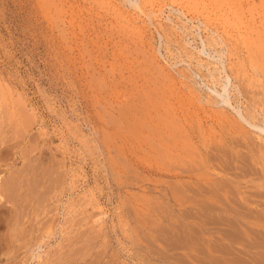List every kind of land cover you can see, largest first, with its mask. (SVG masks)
<instances>
[{"label": "rangeland", "instance_id": "obj_1", "mask_svg": "<svg viewBox=\"0 0 264 264\" xmlns=\"http://www.w3.org/2000/svg\"><path fill=\"white\" fill-rule=\"evenodd\" d=\"M192 1L0 0V140L6 141L3 145L7 146L0 152V176L6 177L9 170L19 167L22 163L20 156L27 153H30V156H37L38 160L46 157L48 162L51 159V162H55L54 166L60 163L62 165H60V173L57 167H54L58 174L68 172L65 175L67 184L63 187L58 200H51L53 202L45 218L49 228L47 235H49L43 236L44 242L34 244L40 238L37 236H41L42 226L40 231H34L29 238L27 236L29 241L23 238V241L14 243L10 253L14 258L7 260L9 264H48L47 260L49 264H54L50 259L53 261L55 259L53 253L60 251L66 244L63 236L69 233L68 221L73 217L77 218L75 222L81 221H79L81 227L72 231L82 233L85 230V235L82 234L84 238H80V244L78 243L76 247H80L82 251V248L90 246L87 249L92 251L91 258L99 257L100 264L105 262L107 264H196L200 260L205 262L200 264H211L212 261L210 262L205 250H201L202 253L203 251L206 253L201 258V251L200 255H194L191 247L192 238H190L194 234L189 232L193 230V227L190 228L193 225L189 224L188 220L182 221L177 217V208L174 206L176 188L174 185L177 184L174 182L176 181L174 156L172 160L164 159L162 156L150 157L147 150L140 149L137 155L141 159L144 157L145 165L137 168L131 163L132 158H128L131 152L126 153L127 151L124 150L122 152L125 154L118 155L113 148L115 144L113 140L109 138L110 141H105L102 136L110 133L112 129L111 125H108L110 120L112 126L118 123L122 103L127 101L132 103L130 100L132 95L135 96L142 89L149 90V85H146L145 81H148L150 76H158L155 72H158L160 67L161 72L160 70L159 72L165 76L170 74L173 77L178 76L176 71L181 69L190 71L192 76L190 80L185 79L186 87L189 85L187 89L180 84L175 86L170 84L173 90L170 89L172 87H168L171 93L167 95L169 101L168 99V103L161 101L163 107L161 105L157 107L156 115L158 112L163 113L165 107L170 111L174 110V100L181 101L183 98L184 102L181 103L184 104L191 99L192 103L199 93L202 98L207 93L209 95L205 78L199 77L195 67L189 66L185 53H192L194 57H200L203 62L216 64L220 61L221 64H218L227 72L229 68L227 45L229 47V43L238 42L236 41L239 37L238 33L244 34L246 28H252L254 25L256 28L258 24L260 26L258 18L260 12L263 13L264 6L263 8L260 6L259 0H236L235 5L229 0L231 6H222L217 1H215L217 5H214V1L213 3L206 0ZM200 4L206 7L203 9ZM138 6L142 11L137 9ZM180 9L181 11L183 9V12L186 10V16L177 11ZM234 9L236 11L238 9L239 18L235 19V22H230ZM254 13L256 16H253ZM191 17L201 19L212 17L210 26L219 28L220 31L224 30L223 35L226 32L225 38L230 42L222 45L223 48L221 45L217 46V49H220V60L216 59L217 53L212 47L207 49L208 47L204 46L206 34L201 22L190 20ZM226 18L230 23L224 25L222 21L224 22ZM165 26L171 28L173 34L170 36H173V40L174 38L177 40V43L172 42L168 47L161 31ZM182 37L185 49H180L181 47L178 49ZM224 48L225 50H222ZM201 69L207 74L205 68ZM234 81L236 80L230 79L228 90L230 88L231 96L237 95V108L239 112L244 113L245 97L238 95L239 91L236 90L243 89V85L241 81H236L237 83ZM193 87L196 88L193 90ZM2 89L7 92L6 95L2 93ZM176 93L179 96H176ZM193 94L195 97L192 96ZM9 99L10 101H7ZM195 100L193 104L185 103L186 105L181 107L182 110L188 111L187 116L190 118L200 116L199 119L207 120L209 123L206 121L207 125H205L209 127L218 107L203 108ZM11 103L14 107H11ZM206 110L209 112H205ZM191 111L194 114H191ZM195 112L198 115H195ZM232 112L228 109L227 114L231 116L234 114ZM12 113L16 114L18 119L20 117L23 126L17 128V118H14L15 116L12 118ZM153 113L155 112L152 110V115ZM202 115L204 119L201 118ZM167 117L170 119L169 122L174 119L173 115L168 114ZM107 122L108 126L105 125ZM121 125L124 128V125ZM248 130L252 138L255 137V133L251 129ZM12 143L13 147L8 148ZM55 145L57 148L54 147ZM172 149L170 153L174 155V147ZM9 163H14L13 167L10 168ZM50 163L45 162V165ZM113 164L118 166V169ZM229 166L232 167V164L230 163ZM257 167L258 165H255V168ZM246 168L248 166L237 171L242 173ZM248 170L249 168L242 174L245 175ZM255 177L257 176H245L242 182ZM247 185L249 187L251 184ZM254 200L261 205H258L259 207H264V196H257ZM87 249L86 252L91 253ZM81 253L88 254L85 251ZM7 261L2 264H7ZM87 262L89 263L85 261V264Z\"/></svg>", "mask_w": 264, "mask_h": 264}, {"label": "bare ground", "instance_id": "obj_2", "mask_svg": "<svg viewBox=\"0 0 264 264\" xmlns=\"http://www.w3.org/2000/svg\"><path fill=\"white\" fill-rule=\"evenodd\" d=\"M206 1H217L222 6H231L230 1H232L234 5L236 3V0ZM259 1H261L260 6L263 8L264 0ZM210 2L208 3L211 4ZM215 4L216 2L214 3V5ZM193 5L195 6L194 3ZM200 5H202L203 7V4ZM138 7L137 9L141 10L140 6ZM190 7L192 8L193 6L190 5ZM212 8L215 7L212 6ZM237 8L239 9V7ZM46 9L44 10L46 11ZM238 9L237 11L236 9H234L233 14L230 18L232 21L229 20L230 22H235L239 18ZM177 11H180V13L186 16V10L184 12L183 9L182 11L181 9ZM253 12L256 13V11ZM262 12V14L260 12L258 18V20L260 19V22H258L260 23V26L258 24L259 27L256 26L255 28V25L252 23L254 25L252 28L245 27L246 32L244 34L240 35V33H238L239 37L237 38H240V40L236 39V41L238 42L233 41L231 44L229 43V47L227 45V42L230 41L226 40L225 38L226 32L225 35H223L224 30L220 31L219 28H212L210 26V23L212 21H210V19L213 17V15L210 19H207L209 15L206 16L207 18L203 17L202 19L192 17L190 18V20H199L201 22V25H203L202 28L206 34H204L205 39L203 44L204 46L208 47L207 49L212 47L213 51L218 55L217 57V55L215 54L216 59L218 58V60H220L221 56L219 54L220 49H217V46L227 45V58L229 62V66L227 65L229 67L227 72L225 69H222V66L219 65L221 64L219 63L220 61L218 62L219 64H212L208 61L203 62L200 57H194L192 53H188L187 51V54L185 53V56L188 58L189 66L195 67V72H197V75L199 77L205 78V84L209 89V95H207V93L205 96H203L204 98H202L200 93L199 95H196V97L193 94L192 96L197 99L195 100L194 98L195 102L201 104V107L203 108L210 107V109H213L214 107H218V110L216 109V114H211L213 115V118H211L212 120L209 127L206 126L208 122L207 120L206 122L205 120L199 119L200 116H198V118H190L187 116L188 111L186 112L185 110H182L181 107H184L183 105L185 103L189 104L190 102V104H193L194 100L190 95L189 97H192L193 100L192 103L191 99H188L189 102L185 101L184 104L181 103V101H183V98L181 101L179 99V101L174 100V110L171 109L170 111L169 108L166 109L165 107V111L163 113L158 112V115H156V110H158L157 107L161 105V101L164 100L166 103H168L167 99L169 101L167 95L168 93H170L168 89L170 84H173L174 86L180 84V86H183L184 88L187 85L185 79L190 80L192 76V73L190 71L186 72L182 69L176 71L178 76L173 77L171 74V77L170 75L165 76L160 73L161 67L160 69L157 67L160 70V72L159 70L158 72H155L158 74V76H150L149 80L145 81L147 82L146 85H149V90L143 91L142 89V91H140L138 89L140 92L136 93L135 96L132 95L130 99L132 103H129L128 101L126 103H122V107H120L121 110L119 111L120 117H117L118 123H114L112 126L111 120L109 121V124L107 122L105 125H111L112 129L110 133H106V135L103 133L104 135H102L104 136L105 141H110L109 138L113 140V143H115L113 148L118 155H123L122 153L124 152L122 151L124 150L127 151L126 153L131 152L129 153L130 157L128 158H132L131 163H133L137 168L145 165V163L143 164L144 157L141 155L143 157V159H141L140 156L137 155V152L140 149H143V151L147 150V152L150 154H148L150 157L154 156L156 158H159L160 156H162V158L164 159H171L173 158L172 156H174V180L176 179V181L174 182L177 183L176 185H174L176 186V188L174 187V206L177 208V217L182 219V221L188 220L190 222L189 224L193 225L191 227L189 226L190 228L193 227V230L189 229V232L193 233L194 235H189H193L190 238H192L191 245L193 246L191 247L194 255H200V251L202 249L205 250L209 255L210 262H213H211V264H264V207H259L261 205H259V203L254 200V198H256L257 196H264V9L262 10ZM48 13L46 12V14ZM255 13L253 16H256ZM218 15L219 14H217V16ZM229 21H227L226 18V20L224 22L222 21V23L225 25L227 23H230ZM224 25L223 27H225ZM165 27L161 31L163 32L164 36H162L165 37V42L168 47L172 42H174V44L177 43V40L175 38L173 40V36H170L173 34L171 28ZM175 34L176 33L174 30V36ZM236 34H234V37ZM182 42L183 37L181 38V42H179L180 46L177 47L178 49L179 47H181L180 49H185ZM221 48H223V46ZM222 50H225V48ZM149 64L147 65V67H149ZM202 67L206 69L207 74L202 71ZM155 73H153V75ZM179 78L181 79L178 80ZM230 79L242 82L243 89L237 88L236 90L239 91L238 95L241 94V96L243 95L245 97L244 99L246 100V104L244 103V113L239 112L237 108V95H230V88L228 90V87H230L228 86V82L230 81ZM96 80L98 79H95V81ZM116 82L118 81L116 80ZM96 87H98V85ZM103 87H106V83L105 85H103ZM170 87H172L170 89L173 90V86L171 85ZM187 87H189V85ZM183 88L182 90H184ZM194 88L196 87H193L192 89L194 90ZM197 89L199 90V88ZM2 93H5L6 95L7 92L3 91ZM132 94H134V92H132ZM177 95L179 96V94L176 93V96ZM7 101H10V99ZM13 102L14 101H12V103ZM13 104L11 107H14L15 104ZM11 107H9V109H11ZM228 109H231L234 114H231V116L228 115ZM152 110L155 112L153 113L154 115H152ZM184 112L186 114H184ZM205 112H207V110ZM168 114L169 116H174V119L171 118L173 121H168L170 120L167 117ZM191 114L194 113H192L191 111ZM201 114H203V112H201ZM195 115L198 114H196L195 112ZM208 115L210 116V114ZM11 116L10 120L14 116V118H17L16 114L13 115L12 118ZM202 117L203 115L201 116V118ZM121 120L123 121L121 122ZM16 123L17 128L23 126L24 124L20 117L19 119H16ZM121 124L124 125V128H122L123 126ZM246 127L248 128L246 129ZM12 128L14 127L12 126ZM248 129H251L255 133V137L252 138L251 133ZM255 138L257 139V141H255ZM128 141H131L130 144L127 143ZM0 142L1 152V150H4L5 148H7V146L3 145L6 141L1 139ZM1 145L3 146L1 147ZM12 147L13 143L8 146V148ZM54 147H56V145ZM173 147L174 155H172L173 153H170L173 151ZM42 152L43 151H41V153ZM138 153H140V151ZM45 158H41L40 160H38L39 158L37 156H30V153L21 155V165L9 170L6 177L5 175L0 176V264L14 258V256L10 255L11 251L13 250L14 243H17L20 240L23 241V238H26L28 240L29 236H32L34 231H40V228L42 226L43 230L41 228V234L39 233L41 236H37L40 238L35 242L31 240L32 238L30 240L34 242V244H38L39 242H44L43 236L49 235H47V233L49 232V228L48 223H45L47 222L45 218L49 213L50 205L53 201L58 200L59 195L62 193L63 187L65 186V184H67L65 175H67L68 172L63 173L62 175L58 174L59 169L62 165L58 163L57 166H54L55 162H51L52 160L50 158L49 159L51 161L47 159V162ZM145 161H147V159ZM45 162L51 163L49 165H45ZM128 163L129 160L127 164ZM230 163L232 164L233 168L229 166ZM13 165L14 163H9L10 168L13 167ZM255 165H258V167L255 168ZM241 166L242 168L248 166L249 170L247 171L248 173H246L247 175H243L242 173L245 172L244 170L248 168L243 169L242 173L237 171L238 169L242 170V168H240ZM54 167H57L58 172ZM117 167L116 169H118ZM234 170H236L238 173H236V171ZM121 171L122 170H120V172ZM110 173L112 172L110 171ZM248 174L250 176L256 175L257 177L250 180L245 179L246 181L242 182V179H244L245 176L249 177ZM249 183L251 185L247 187V184ZM56 184L59 185L57 186ZM48 193L54 194L50 195ZM51 200L53 201L51 202ZM76 219L77 218L73 217L68 221L70 231L68 234H66V236H63V241H66V244L60 251L58 250V252L53 253V255H55V259H53V261L52 259H50V261L54 264H85V261H89V263L87 262L88 264H100L99 257H97V259H95L96 256H94V258H91L92 251L90 249H87L90 246H88L87 248H82V251L80 250V247H76L78 243L80 244V238H84L82 237V234H84L85 232V230L82 233H80V231L79 233L78 231H72L75 228L78 229V227H81V221L78 220V222L80 221L79 223L75 222L77 221ZM96 222L97 220L95 221V223ZM189 224L187 222L186 225ZM92 225L93 224H91V226ZM92 227L94 228V226ZM27 246H29V244ZM86 249L87 251L90 250L91 253L86 252ZM84 251L88 254L81 253ZM79 253L80 255H78ZM204 254L206 253H204V251L202 253L201 251L200 258ZM197 259H199V256ZM163 261H165V259H163ZM47 262L49 264L48 260ZM200 262L204 261L200 260L199 263L197 261L196 264H200ZM7 264H9L8 261ZM104 264H107V262H105Z\"/></svg>", "mask_w": 264, "mask_h": 264}]
</instances>
